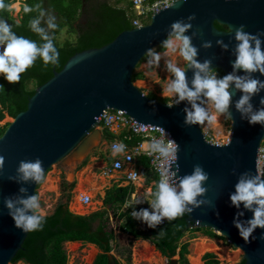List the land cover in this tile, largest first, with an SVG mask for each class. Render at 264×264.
<instances>
[{
    "label": "water",
    "instance_id": "water-1",
    "mask_svg": "<svg viewBox=\"0 0 264 264\" xmlns=\"http://www.w3.org/2000/svg\"><path fill=\"white\" fill-rule=\"evenodd\" d=\"M192 14L196 16L193 30L203 32L202 37L195 36L192 41L199 49L197 59L200 62L212 60L213 70L221 71L222 75L232 72L234 29L243 24L246 32H264V0H188L154 14L149 24L123 32L105 46L84 49L69 57L60 71H54L52 77L35 90L26 110L12 118L0 137V155L5 158L4 175L0 177V264H12L28 235L15 228L3 200L35 195L39 186L32 181H9L7 177L14 176L19 162L25 159L40 158L46 174L54 166L68 168L81 164L102 143L104 136L99 118L109 109L122 111L141 124L170 134L179 145L178 176L191 174L196 164L209 174L204 185L208 191L201 199L211 201L214 208L202 206L190 215L185 214L189 229H210L219 233L232 248L242 251L241 259L232 264L241 261L264 264V241L259 239L264 229H256L253 233L256 239L250 237V242L245 243L233 226L237 209L231 206L230 194L235 191L241 173L259 175L258 151L264 144V129L241 119L235 109V101L241 93H235L229 109L235 121L230 120V138L226 144L216 145L208 141L202 125L185 126L183 109L189 106L186 101L169 108L168 103L150 99L133 79L146 51L160 46L174 21L186 20ZM215 24L227 31H218ZM187 35H191V31ZM218 39L229 45L227 51L216 44ZM204 41H211L212 47L203 48ZM185 72L191 86L194 69L187 66ZM252 75L264 81V75ZM261 97L264 91L251 101L254 109L262 107ZM174 164L175 161V171ZM21 187L27 192L20 193ZM251 218L252 213L247 211L241 217L242 220ZM108 264H117L112 253L108 255ZM168 264H178V259L174 257Z\"/></svg>",
    "mask_w": 264,
    "mask_h": 264
},
{
    "label": "clouds",
    "instance_id": "clouds-1",
    "mask_svg": "<svg viewBox=\"0 0 264 264\" xmlns=\"http://www.w3.org/2000/svg\"><path fill=\"white\" fill-rule=\"evenodd\" d=\"M187 2L188 0H174L171 7H178ZM11 7L12 5L6 4L5 0H0V12L8 11ZM23 11L25 14L37 13L29 21V28L43 43L38 45L32 39L17 35L7 20L0 19V49H2L0 76H3L9 84L19 83L22 74L34 67L38 58L42 60L45 68L49 65L55 66L59 62V51L54 44L55 36L49 34L54 33L58 28L55 16L43 10L40 4L25 5ZM195 20L196 16L192 14L186 20L174 21L167 30L166 38L160 44L163 55L178 53L187 66L194 69L190 86L185 70L172 61L167 62V70L173 77L162 91L163 97L171 101L167 106L172 108L181 102H187L189 106L183 109L184 124L187 127L215 123L219 116L235 123L229 109L238 91L241 95L235 101V109L239 112L241 119H246L250 125H260L264 129V97L260 98L259 103L262 105L260 108L254 109L251 102L254 97L264 91V81L252 75L254 73L264 75V40L261 39L264 37V32L255 34L246 32L243 24L236 27L232 72L218 78L211 66L212 60L205 59L200 62L197 59L199 49L192 41L195 36L202 37L203 32L200 29L193 30ZM42 22L46 24V27H41ZM190 31L191 35H187ZM232 31L233 29L230 28V32ZM216 44L225 51L229 48L222 39H218ZM202 47L211 48L212 42L204 41ZM145 55L148 57L146 63L149 68L158 66L162 58L161 52L155 48H149ZM238 72L245 74L238 75ZM205 104L209 107H205ZM125 150L124 143H116L113 146L112 155L123 154ZM178 150L179 145L172 139H169L167 143L153 139L149 145L148 155L162 161H175V171L169 168L160 171V179L155 182L152 199L148 202L151 210L142 208L139 211L133 210L131 213L132 218L143 222L148 228L155 229L165 220L174 221L185 214L190 215L202 206L214 208L211 201L201 199L206 196L208 189L204 185L209 180V174L201 165H194L191 174L178 176L180 172V166L177 163ZM4 169L5 158L0 155V177H3ZM233 175H235V169H233ZM7 179L18 183L32 181L40 185L46 181L43 161L38 157L34 160H21L16 174L8 176ZM19 192L24 194L27 189L21 187ZM230 201L231 206L237 209L233 226L245 243H249L250 237L253 240L256 239L253 236L256 229H264V178L248 171L241 173L235 184V191L230 194ZM3 203L8 215L14 221L15 228L23 233L42 230L46 217L37 194L5 197ZM245 211L252 213L251 219H241ZM259 239L264 241V232Z\"/></svg>",
    "mask_w": 264,
    "mask_h": 264
},
{
    "label": "trees",
    "instance_id": "trees-1",
    "mask_svg": "<svg viewBox=\"0 0 264 264\" xmlns=\"http://www.w3.org/2000/svg\"><path fill=\"white\" fill-rule=\"evenodd\" d=\"M156 1L158 0H147L150 5ZM5 3L13 6L14 0H5ZM36 4H40L43 10L56 18L58 28L54 33L50 32L49 34L55 36L54 44L59 51V62L55 66L49 65L45 68L42 60L38 58L34 67L22 74L20 82L16 84H9L3 76L0 77V86H2L0 88V137L9 126V123L1 125V122L6 117L14 118L18 113L25 111L27 102L35 93V90L47 82L54 71H60L69 57L84 49L105 46L123 32L134 29L133 20L136 17L132 0H115L114 6L110 5L109 2L98 0H26L18 20L13 19L11 8L8 11L0 12V19L7 20L17 35L32 39L38 45H42L43 41L29 28V21L37 13L25 14L23 11L25 5L34 6ZM130 15L133 16L130 17ZM80 17L83 20V25L78 26L77 23ZM41 27H46V24L42 22ZM215 28L218 31H227L225 27L217 24H215ZM63 31H66L69 35L75 34L77 36L74 40L66 39L60 42L58 36ZM155 49L163 51L160 46ZM146 57L145 55L143 59ZM215 72L218 78L223 76L221 71L215 70ZM138 77L134 74V81ZM147 96L152 100L170 103V99H158L152 93L147 94ZM103 136L108 143L123 139V137L117 136L109 129H103ZM140 140V137L134 136L132 138L134 143ZM86 164L87 161H84L79 165L78 171L84 168ZM138 165L144 171L147 185L151 182H158L157 177L148 172V162L145 158H141ZM73 190L74 185H68L62 177L60 193L64 203L60 199L53 213L45 216L42 230L28 233L12 264L18 262L24 264H66L67 257L63 250L65 242H81L97 246L101 253H98L93 264H108V255L113 252L114 246L112 243H115L114 232L109 228V212L108 210H101L87 216L75 215L69 212L68 206L73 199ZM133 191L132 187H114L108 190L104 206L112 207L111 210L115 213V216L120 217V220L123 221L120 226L121 232L131 235L134 240H143L153 244L160 255L168 261L179 256L178 264H191L188 259L189 243L182 244L183 238L188 233L201 232L209 239L220 238L210 229H189L185 215L174 221L166 220L155 229L148 228L146 224L131 216L133 210L144 209V207L133 206L123 211L126 202L131 200ZM96 222H99V224L95 228ZM129 253L131 255V252ZM202 261L204 264H220L217 257L212 253H206L202 257ZM128 262H131L130 257ZM239 264H244V262L241 261Z\"/></svg>",
    "mask_w": 264,
    "mask_h": 264
},
{
    "label": "rangeland",
    "instance_id": "rangeland-1",
    "mask_svg": "<svg viewBox=\"0 0 264 264\" xmlns=\"http://www.w3.org/2000/svg\"><path fill=\"white\" fill-rule=\"evenodd\" d=\"M101 2H109L110 5H115V0H100ZM25 0H14V4L11 8L13 10V18L17 20L19 18L20 9L23 6V3ZM77 35L71 34L69 35L66 33V31H63L60 36H58V41L63 42L66 39L74 40ZM162 58L158 66H153L152 70L149 73V85L147 88H144L145 92L154 94L158 99H164L162 95L163 88L166 87V84L169 82L170 79H172V74L168 72L166 64L168 61H172L177 64V66L183 68L187 67V64L182 60V58L179 57L177 54H169L167 56L163 55V52H161ZM1 77V76H0ZM135 84L138 86V82L135 81ZM145 93V94H147ZM205 107H209V105L205 104ZM211 111V108H209ZM12 122V118L6 117L4 121L1 122V125H5L7 123ZM230 128H231V122L228 119H225L223 116H219L218 120L215 123L212 124H205L202 125V130L206 136L208 141L211 143H218L220 145H224L227 143V141L230 138ZM102 154V156L107 160L109 157V147L107 146V143L102 141V143L95 148L86 158L87 164L79 172V176H82L84 174L88 175H97L98 172L95 170L94 167L95 158L98 156V154ZM77 166H69L66 169H62L59 165L54 166L50 172L46 174V181L40 185V187L37 189L36 194L40 197V202L42 206V210L44 214L47 210H51L60 195L59 192V183H60V177L65 173L66 171H75ZM93 167L95 169H93ZM49 182H55V187H50V189L46 190L44 189L45 184ZM58 186V188H57ZM138 188H142L141 191H143L140 195H138L141 199L144 200L146 197V186L144 183L138 184ZM61 196V195H60ZM92 204H90L88 207L82 208L79 201L76 199H72L71 204H69V209L79 212L83 215L92 213L96 210L102 209V203L99 199V197L92 195ZM61 199V198H60ZM59 199V202H60ZM63 202L64 200L61 199ZM113 219L111 218V221ZM115 229V234L117 235V243L121 247V249L125 251V248H128L129 245L132 243L131 246V255L130 253H121L119 251H114L113 255L117 258L119 264H144L143 260H141L137 253H135L136 248L140 246V242H131V238L129 236L123 235L117 230V227H112ZM220 238L216 239H209V237L203 235L201 232H192L186 234V236L182 240V244L189 243V256L188 259L191 262V264H195L196 259L206 255V253H212V255L216 256L220 264H232L235 262H238L241 257L243 256L242 251L239 249H234L230 246V244L222 238L219 233H215ZM64 250L66 251V257H67V263L66 264H93L97 253H99L98 249H96L93 245H81L80 243L72 244L71 246H67V244H64ZM224 250H227L229 255L231 256H237L235 261L231 262H225L219 258L218 253L223 252ZM220 251V252H219ZM145 256L149 255H155V253H144ZM159 255V253H158ZM239 255V256H238ZM131 258V262H128V258ZM177 259H179V256H176ZM163 259L164 264H168L167 259ZM16 264H22L21 262H18Z\"/></svg>",
    "mask_w": 264,
    "mask_h": 264
},
{
    "label": "built area",
    "instance_id": "built-area-1",
    "mask_svg": "<svg viewBox=\"0 0 264 264\" xmlns=\"http://www.w3.org/2000/svg\"><path fill=\"white\" fill-rule=\"evenodd\" d=\"M173 2L174 0H158L150 5L147 0H132L133 11L136 17L133 20V28L139 29L147 25L154 14L169 9ZM132 16L133 15H130V17ZM99 127L102 132L103 129H109L113 132L121 131L120 135H122L123 139L109 142V150L111 153L113 152L114 144L122 142L126 145V150L123 154L112 157L111 166L108 170L109 174H124L125 181L135 185L142 179L141 172L136 168L141 158H145L148 162L149 171L155 175L158 180L160 179L159 173L162 169L169 168L174 171V161H162L156 159L155 156L148 155L149 145L153 139L161 140L165 143H167L169 139H172L171 135L166 131L152 125L141 124L122 111L110 109L106 110L99 118ZM134 136L140 137L141 140L135 143L132 142ZM213 144L220 145L218 143ZM257 171L259 175H263L264 173V144L258 151ZM173 179H175V177H173ZM89 203V198L86 197L83 199L82 204L84 206ZM133 206L144 207V209L151 210L150 205L144 206L132 201L126 203V208H131ZM135 210L139 211L137 209Z\"/></svg>",
    "mask_w": 264,
    "mask_h": 264
},
{
    "label": "crops",
    "instance_id": "crops-1",
    "mask_svg": "<svg viewBox=\"0 0 264 264\" xmlns=\"http://www.w3.org/2000/svg\"><path fill=\"white\" fill-rule=\"evenodd\" d=\"M23 5H24V3H23ZM22 7H21V9H22ZM21 9L19 10L20 13H21ZM12 12H13V10H12ZM12 16H13V13H12ZM19 18H20V14H19ZM160 52H163V51H160ZM147 59H148V57H146L145 59H143L139 63V66L137 67V69L135 70V73H134L135 75L139 76L137 78L136 82L139 83L138 87L141 90H143L144 88H147V86L149 85L148 84L149 83V73L153 68V67L149 68L147 66V63H146ZM143 92L147 93V92H145V90H143ZM147 94H149V91ZM111 132H113V131H111ZM113 133L116 134L117 136L122 137V135H120L121 131H114ZM103 140H104V138H103ZM117 140H121V139H117ZM104 142H106V141L104 140ZM106 143H107V146L109 147V143L108 142H106ZM109 152H110V150H109ZM112 157H113V155L111 152L109 153V157L107 158V160H105V158L100 153L98 154V156H96V158L94 160L95 161L94 167L96 169L94 167H93V169L97 170V172H98L97 175L92 176V175L84 174L82 176H79V172L81 170H83V168L79 171H78V168H79V165H81L83 162L79 165H73V166H77L75 171H73V172L66 171L65 173H63V175H61L60 183H61V178L63 177L64 181L68 185H74V190L72 193L73 198L79 201L82 208L88 207L90 204H92V197H90L92 195L99 197V199L102 203V207H103L102 209L96 210V211L89 213V214H86V215H83L79 212H76V211L69 209V206H68V210H69V212H72L73 214L80 215V216H87V215L96 213V212L101 211V210H108L109 216H110L109 228L111 230H113L114 236H115V243L114 242L112 243L114 246L113 252L116 250L117 251L120 250L121 253H123V252L129 253V252H131V246H132V243H131L128 248H125V251H124V249L123 250L121 249V247L117 243V235L115 234V229L112 228V227H115V225H116L117 230L120 233H122L123 235L129 236L131 238V242H134V241L140 242L141 245L138 246V248H136V251H135V253H137V255H138V253H156V255H158L159 252L156 250V248L153 244H150L149 242L143 241V240H134L131 235H128L126 233L121 232L120 226L122 225L123 221L120 220V217L115 216V213L111 210L112 207H110V206L105 207L104 206V200H105L107 191L114 188V187H117V188L132 187L134 189V191L132 193V197H131L130 201L135 202V203L137 201H141L142 203H140V205L148 206L149 205L148 202L152 199V192L155 190V182H151L149 185L146 184V180L144 177V171H143L142 167H140L138 165L139 161L137 163L136 168L141 172L142 179L139 183H137L135 185H132V184H129L128 182H126L124 179V177H125L124 174H109L108 170L110 169V166H111ZM62 169H66V168H62ZM148 172H150L149 169H148ZM142 182L146 186V191H147L146 193L147 194H146V197L144 198V200L143 199L139 200L141 198L138 195H140L144 190L141 191L142 188H138V184H140ZM60 183H59V192H60ZM50 187H55V182H49V183L45 184V187H44L45 191L50 189ZM57 188H58V186H57ZM60 195H61V193H60ZM60 195L58 196L53 208L51 210L46 211L45 216L51 215L53 213L55 207L59 203V199L61 198ZM86 197L90 199V203L88 205L84 206L82 204V202H83V199ZM127 202H129V201H127ZM62 203H64V202L62 201ZM127 209H130V208H126V204H125V206L123 207V211H126ZM111 218L113 219L112 221H111ZM98 224H99V222L95 223V228L98 226ZM77 243L84 245L81 242H65L64 244H67V246H71L72 244H77ZM64 244H63V250H64ZM87 245H92V244H87ZM93 246H95V245H93ZM95 247H96V249H98L99 253H101L99 248L97 246H95ZM64 252L66 253L65 250H64ZM113 252H112V255H113ZM189 253H190V251H189ZM97 255H98V253H97ZM142 256H143V258H140L141 256H138V257L143 260L144 264H147L146 258H148V256H145V255H142ZM114 258L116 259V262L118 264L119 262H118L117 258L115 256H114ZM162 258H164V257H162L159 253V256L156 257L157 264H164ZM199 258H200L201 264H204L201 257H199ZM164 259H166V258H164ZM161 260H162V263H161ZM196 262H197V260H196ZM196 262H195V264H197Z\"/></svg>",
    "mask_w": 264,
    "mask_h": 264
},
{
    "label": "bare ground",
    "instance_id": "bare-ground-1",
    "mask_svg": "<svg viewBox=\"0 0 264 264\" xmlns=\"http://www.w3.org/2000/svg\"><path fill=\"white\" fill-rule=\"evenodd\" d=\"M154 250V249H153ZM145 252V251H144ZM220 252V251H219ZM142 255H144V253H138V256H141L140 258H143V256ZM159 255H156V253H155V255H149L148 256V258H146L147 259V264H157V260H156V257H158ZM218 256H219V258H221V260H223V261H225V262H233V261H235V259H236V257L235 256H231V255H229V253H228V251L227 250H224L223 252H221V253H218ZM239 256V255H238ZM142 260V259H141ZM197 260V264H201V262H200V258H197L196 259ZM161 263H162V260H161Z\"/></svg>",
    "mask_w": 264,
    "mask_h": 264
},
{
    "label": "flooded vegetation",
    "instance_id": "flooded-vegetation-1",
    "mask_svg": "<svg viewBox=\"0 0 264 264\" xmlns=\"http://www.w3.org/2000/svg\"><path fill=\"white\" fill-rule=\"evenodd\" d=\"M83 1H84V0H83ZM98 1H100V0H98ZM77 25H78V26H81V25H83V20H82V18H81V17H80V19H79V21H78ZM0 51H2V49H0Z\"/></svg>",
    "mask_w": 264,
    "mask_h": 264
}]
</instances>
